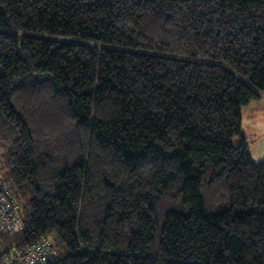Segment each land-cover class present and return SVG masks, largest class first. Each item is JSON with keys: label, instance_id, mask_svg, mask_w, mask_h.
Returning <instances> with one entry per match:
<instances>
[{"label": "trees", "instance_id": "1", "mask_svg": "<svg viewBox=\"0 0 264 264\" xmlns=\"http://www.w3.org/2000/svg\"><path fill=\"white\" fill-rule=\"evenodd\" d=\"M74 38L99 46L58 42ZM264 0H0V171L50 264H264Z\"/></svg>", "mask_w": 264, "mask_h": 264}, {"label": "built area", "instance_id": "2", "mask_svg": "<svg viewBox=\"0 0 264 264\" xmlns=\"http://www.w3.org/2000/svg\"><path fill=\"white\" fill-rule=\"evenodd\" d=\"M23 219L19 205L7 187L0 171V233L20 230ZM57 257L51 236H42L36 243L12 248L0 257V264H50Z\"/></svg>", "mask_w": 264, "mask_h": 264}, {"label": "rangeland", "instance_id": "3", "mask_svg": "<svg viewBox=\"0 0 264 264\" xmlns=\"http://www.w3.org/2000/svg\"><path fill=\"white\" fill-rule=\"evenodd\" d=\"M47 39H52L58 42H65L69 44L85 45L89 47L99 46L91 42L82 41V40H78L74 38L51 37ZM263 103H264V99H262L261 101L256 100V101L250 102L247 106L241 109V117H242L241 130H242V135L245 139V143L247 144V148L251 155V146H252L253 150L256 151L254 152L252 150V154L253 152L254 154L256 153L259 159H262V160H264V140L260 142V139L257 137L259 135V132L262 126L261 125L253 126L254 122L251 123V106H253L254 104H260V108H262ZM263 116H260V117H263ZM262 124H264V122H262ZM251 125L253 126L254 130L251 129L252 128Z\"/></svg>", "mask_w": 264, "mask_h": 264}, {"label": "crops", "instance_id": "4", "mask_svg": "<svg viewBox=\"0 0 264 264\" xmlns=\"http://www.w3.org/2000/svg\"><path fill=\"white\" fill-rule=\"evenodd\" d=\"M262 99H264V93L260 94V98L258 100L261 101ZM263 115H264V103L262 105V108H260V104H254L253 106H251V123L254 122L253 126H256V125L262 126V128H261L262 131L260 130L259 135L257 136L260 139V142H262L264 140V124H262V122H264V116ZM260 116H263V117H260ZM241 124H242V117H241ZM253 126L251 125L252 130H254ZM252 150H253V148L251 146V158L253 161H255V162L264 161L262 159H259V157L257 156L256 153L254 154V152H256L255 150H253L254 152L252 154Z\"/></svg>", "mask_w": 264, "mask_h": 264}]
</instances>
